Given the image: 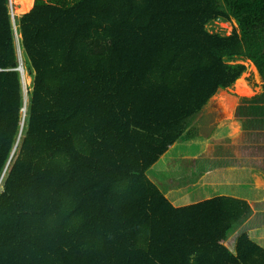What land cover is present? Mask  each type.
<instances>
[{
	"label": "trees",
	"instance_id": "trees-1",
	"mask_svg": "<svg viewBox=\"0 0 264 264\" xmlns=\"http://www.w3.org/2000/svg\"><path fill=\"white\" fill-rule=\"evenodd\" d=\"M240 58L264 78V0H37L15 22L0 0V264H264L247 232L227 246L247 201L175 207L149 178Z\"/></svg>",
	"mask_w": 264,
	"mask_h": 264
},
{
	"label": "rangeland",
	"instance_id": "rangeland-1",
	"mask_svg": "<svg viewBox=\"0 0 264 264\" xmlns=\"http://www.w3.org/2000/svg\"><path fill=\"white\" fill-rule=\"evenodd\" d=\"M20 5L21 3L18 2L10 4L15 19L25 15V13H17L21 9ZM208 29L212 33L225 36L237 29V24L234 20L217 21ZM21 55L22 53L20 58ZM230 64L246 67L245 73L240 77V84L236 82L231 88L220 90L202 111L203 121L199 119L201 114L197 117L196 121L200 123L194 125L200 132L198 139L189 143H178L176 147H172L149 172V178L159 186L175 207H185L221 196L242 199L247 195L249 188L242 184L245 182V177L237 186L232 183L228 175L235 171L238 173L241 170L239 167L248 161L242 159L247 158L243 148H251L248 143L251 138H246L247 132H244L246 116L252 114L251 110L255 107L264 104V78L261 77L256 66L247 59H236ZM23 75L27 79L30 77L28 83L23 77L24 94L28 100L33 79L27 72ZM26 105L28 106V102ZM24 113L26 114V110ZM25 117L23 114V118ZM252 139V141L258 140L256 137ZM259 141V144L262 143L261 140ZM216 163L218 168L211 170L213 165L216 167ZM226 163L231 165L229 169ZM194 176L198 179L192 184L190 180ZM261 203L264 206V202ZM260 208L257 203L254 204L255 215L233 229L227 246L234 249L238 237L243 232H247L257 244L259 242L264 245V216H259L257 213ZM250 228L253 229L249 230Z\"/></svg>",
	"mask_w": 264,
	"mask_h": 264
},
{
	"label": "crops",
	"instance_id": "crops-1",
	"mask_svg": "<svg viewBox=\"0 0 264 264\" xmlns=\"http://www.w3.org/2000/svg\"><path fill=\"white\" fill-rule=\"evenodd\" d=\"M251 111H252V114H247L246 116L245 130H244V132H247L246 138H249V137L251 138V140L248 142L251 148H243L247 158H242L244 161L247 159L248 161L243 166L239 167L241 170L239 172L237 171L238 173H236L235 171L229 174L228 177L232 180V183H234V185H237V186H239V182L243 181L241 179L245 177L244 178L245 182L242 184L247 185V187L249 188L248 192H246L247 195L242 199L240 198H236V199L247 201L250 204L252 208L251 216L255 215L253 208H254V204L257 203L258 206L263 208V209L260 208V210L257 212L258 215L264 216V206L261 205L262 204L261 202H264V104L263 106L259 105L255 107ZM203 117H204L203 113H201L199 119H202L201 121H203L204 119ZM199 123L200 121L197 122L195 120L194 124L198 125ZM230 133L231 132H229V134ZM199 137H200V132H199ZM252 137H256L258 138V140L252 141L253 140ZM195 140H192V141H195ZM259 140H261L262 143L259 144L260 142ZM247 154H250V155L252 154V156L247 155ZM233 157H236V156H233ZM222 164L224 163L222 162ZM217 165H218L217 163H216V167L213 165L211 167V170L218 168ZM226 165L228 166L227 169H229V166H231L228 163H226ZM237 170H238V167H237ZM251 229L253 228H250L249 230ZM258 245L264 248V245L260 244L259 242H258Z\"/></svg>",
	"mask_w": 264,
	"mask_h": 264
},
{
	"label": "bare ground",
	"instance_id": "bare-ground-1",
	"mask_svg": "<svg viewBox=\"0 0 264 264\" xmlns=\"http://www.w3.org/2000/svg\"><path fill=\"white\" fill-rule=\"evenodd\" d=\"M36 0H12V2H18V3H21V9H19L17 11L18 14H23V13H27V12H30L32 7H33V4L35 3ZM25 82L28 83V81L30 80V77L25 78ZM240 79L237 81V84L239 83L240 84ZM243 83V82H242Z\"/></svg>",
	"mask_w": 264,
	"mask_h": 264
},
{
	"label": "water",
	"instance_id": "water-1",
	"mask_svg": "<svg viewBox=\"0 0 264 264\" xmlns=\"http://www.w3.org/2000/svg\"><path fill=\"white\" fill-rule=\"evenodd\" d=\"M10 4L12 5V1L10 0ZM11 8H13V7H11ZM12 17H13V20H14V22H15V16H13L12 15ZM19 71L21 72V74H22V77H24V73H25V69L23 68V66L21 65V67H20V69H19ZM25 110L26 109H24V111L23 112H25Z\"/></svg>",
	"mask_w": 264,
	"mask_h": 264
}]
</instances>
